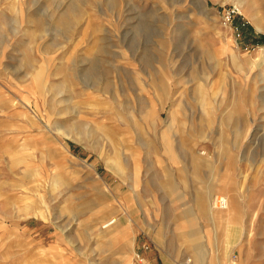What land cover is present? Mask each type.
<instances>
[{"label": "rangeland", "instance_id": "obj_1", "mask_svg": "<svg viewBox=\"0 0 264 264\" xmlns=\"http://www.w3.org/2000/svg\"><path fill=\"white\" fill-rule=\"evenodd\" d=\"M184 263L264 264V0H0V264Z\"/></svg>", "mask_w": 264, "mask_h": 264}, {"label": "bare ground", "instance_id": "obj_2", "mask_svg": "<svg viewBox=\"0 0 264 264\" xmlns=\"http://www.w3.org/2000/svg\"><path fill=\"white\" fill-rule=\"evenodd\" d=\"M223 199V204L219 205L218 203H216V206H212L211 204L208 205V209H210V212L213 216H218V217H222V219L224 221H227V217L230 215V213L232 212V206L230 205V202L227 198V196H223V195H216L215 199ZM115 218H108L103 222L102 227L104 228L102 230V234H105L106 232H108V230H110V228L113 227V225L117 224ZM113 222H115V224H113ZM196 261H198V258H195ZM184 264H189V263H184Z\"/></svg>", "mask_w": 264, "mask_h": 264}, {"label": "built area", "instance_id": "obj_3", "mask_svg": "<svg viewBox=\"0 0 264 264\" xmlns=\"http://www.w3.org/2000/svg\"><path fill=\"white\" fill-rule=\"evenodd\" d=\"M230 16V14L229 13H227V17H229ZM215 201L219 204V205H221V204H223V199H215Z\"/></svg>", "mask_w": 264, "mask_h": 264}]
</instances>
